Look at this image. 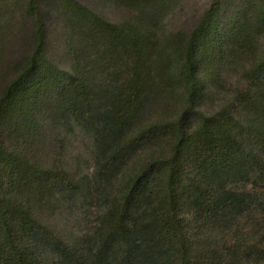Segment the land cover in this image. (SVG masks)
<instances>
[{
    "label": "trees",
    "instance_id": "16d2710c",
    "mask_svg": "<svg viewBox=\"0 0 264 264\" xmlns=\"http://www.w3.org/2000/svg\"><path fill=\"white\" fill-rule=\"evenodd\" d=\"M125 2L142 16L162 0ZM220 8L216 0L175 41L159 37L153 20L112 24L78 5L76 28L95 59L72 71L48 58L36 13L34 51L0 97V264H48L47 254L54 264H264V8L246 0L223 31ZM234 69L250 87L203 112L208 84ZM165 103L172 112L155 117ZM40 112L72 116L93 136L97 181L119 182L82 247L38 217L54 187L76 184L7 144L21 128L33 130ZM239 183L255 190L231 187Z\"/></svg>",
    "mask_w": 264,
    "mask_h": 264
},
{
    "label": "rangeland",
    "instance_id": "374dc122",
    "mask_svg": "<svg viewBox=\"0 0 264 264\" xmlns=\"http://www.w3.org/2000/svg\"><path fill=\"white\" fill-rule=\"evenodd\" d=\"M215 1L162 0L149 3L141 16L125 0H34L37 10L30 6L31 0H0V97L34 51L37 12L46 25L48 58L60 69L72 71L74 66H83L95 59L90 51L91 42L76 28L77 18L72 9L78 5L112 24L144 18L151 25L153 20L158 24L159 37L177 41L180 36L188 37L193 32ZM251 1L264 8L262 0ZM220 3L217 21L223 31L228 22L238 17L246 0H220ZM258 41L264 48V35ZM241 78L238 69L227 70L221 84H208V96L201 103V110L214 114L228 105L236 92L247 90L250 83L242 82ZM107 81L105 76L98 79L99 83ZM166 104L155 110V117L172 112L174 105ZM43 114L39 113L33 130L21 128L13 142L8 140L7 144L13 143V148L22 150L30 160L47 169L68 174L76 184L75 190L68 184L54 187L38 208V217L61 240L82 247L87 236H94L110 204L109 197L116 194L119 182L106 185L97 181L93 136L72 116ZM153 151H144L141 160L147 161ZM231 187L240 192L255 190L250 183ZM261 216L258 214L257 218L262 219ZM186 219L187 223H192L191 215H186ZM251 230V227L247 229ZM45 260L48 264L55 263L50 254Z\"/></svg>",
    "mask_w": 264,
    "mask_h": 264
}]
</instances>
